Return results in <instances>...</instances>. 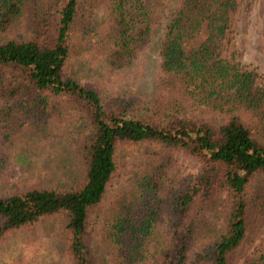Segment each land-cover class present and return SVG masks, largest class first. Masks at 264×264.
<instances>
[{
    "label": "trees",
    "instance_id": "16d2710c",
    "mask_svg": "<svg viewBox=\"0 0 264 264\" xmlns=\"http://www.w3.org/2000/svg\"><path fill=\"white\" fill-rule=\"evenodd\" d=\"M243 1L0 0V247L12 233L29 245L54 218L65 264H264V236L240 263L236 255L264 223V72L227 52ZM154 38L150 92L101 89ZM57 138L75 173L16 183L15 149ZM130 146V177L110 189ZM177 149L197 172L174 169Z\"/></svg>",
    "mask_w": 264,
    "mask_h": 264
},
{
    "label": "rangeland",
    "instance_id": "374dc122",
    "mask_svg": "<svg viewBox=\"0 0 264 264\" xmlns=\"http://www.w3.org/2000/svg\"><path fill=\"white\" fill-rule=\"evenodd\" d=\"M232 22L233 41L227 51L228 54H233L235 59L243 64L256 66L259 71L264 72V0H244L233 13ZM158 35H156V38ZM156 38L140 51L136 62L125 74L123 80L117 78L115 80L105 79V85L101 89L105 91L126 85L132 91L150 92L154 84L159 59ZM201 38L199 36L188 43L195 44ZM95 78L98 79V75ZM190 110L198 118L207 120L211 118V113L206 107L190 106ZM137 151L132 146L124 149L125 158H123L127 162L111 180L110 189L120 188L127 183L136 157L132 158L131 155L136 154ZM128 154H130L129 157L126 156ZM174 157L176 160L174 169H181L182 172L187 174L197 172L200 163L194 156L177 149ZM13 164L15 166L12 170L14 173L16 172L13 179L19 184H42L58 181L64 177H70L77 169V165L73 161L71 148L62 141L60 142L58 138L47 142L41 147L20 145L13 153ZM100 223L101 218L92 214L90 217L92 245L99 261L104 257L99 236ZM263 236L264 223L255 240L252 243L245 244L237 251L238 263L254 249ZM25 239L23 233L10 234L0 247V264H7L12 257H16L17 253L22 252L25 254L23 264L66 263L61 226L54 218L41 222L39 226L35 227V233L31 237L29 245L24 243Z\"/></svg>",
    "mask_w": 264,
    "mask_h": 264
}]
</instances>
